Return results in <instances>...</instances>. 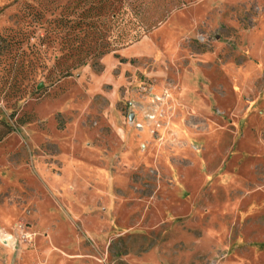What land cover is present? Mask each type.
<instances>
[{"label":"rangeland","instance_id":"374dc122","mask_svg":"<svg viewBox=\"0 0 264 264\" xmlns=\"http://www.w3.org/2000/svg\"><path fill=\"white\" fill-rule=\"evenodd\" d=\"M73 1L0 0V264H264V0H166L97 66Z\"/></svg>","mask_w":264,"mask_h":264},{"label":"trees","instance_id":"16d2710c","mask_svg":"<svg viewBox=\"0 0 264 264\" xmlns=\"http://www.w3.org/2000/svg\"><path fill=\"white\" fill-rule=\"evenodd\" d=\"M69 5L72 12L69 18L64 14L56 19L55 31L68 28L64 48L65 59H90L93 66L113 54L121 58L120 51L140 43L153 30L167 19L168 11L162 10L166 0H74ZM163 7V6H162ZM158 11V12H157ZM157 13L154 20L152 13ZM61 33V32H60ZM68 39V40H67ZM88 61H80L84 66ZM12 127L0 133V140L13 133Z\"/></svg>","mask_w":264,"mask_h":264}]
</instances>
